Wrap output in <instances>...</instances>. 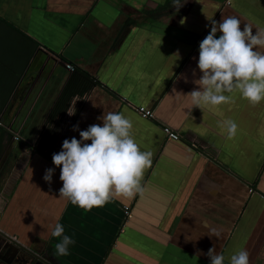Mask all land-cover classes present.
<instances>
[{
  "label": "crops",
  "instance_id": "crops-1",
  "mask_svg": "<svg viewBox=\"0 0 264 264\" xmlns=\"http://www.w3.org/2000/svg\"><path fill=\"white\" fill-rule=\"evenodd\" d=\"M226 1L187 0L177 11L172 0H0V226L54 254L62 224L75 244L59 264H210V248L224 264L240 250L264 264V101L236 92L231 103L189 109L211 20L264 29V0ZM109 112L133 121L152 165L142 194L85 211L60 196L52 156Z\"/></svg>",
  "mask_w": 264,
  "mask_h": 264
},
{
  "label": "clouds",
  "instance_id": "clouds-1",
  "mask_svg": "<svg viewBox=\"0 0 264 264\" xmlns=\"http://www.w3.org/2000/svg\"><path fill=\"white\" fill-rule=\"evenodd\" d=\"M187 0H172V6L179 11ZM236 16L222 18V22L211 20V29L199 43L197 67L202 76L194 83L199 90L191 94L192 107L203 109L205 105L219 106L233 102V93L255 106L264 101V29L256 30ZM221 35L217 38V32ZM195 74V70H193ZM227 93V94H226ZM73 115L74 112H69ZM103 125H89L80 130V139L72 137L62 142V150L52 156L53 164L60 167V196L72 204L91 211L103 207L118 197L133 198L142 194V180L146 169L152 165L151 151H142L132 135L133 121L121 112H109L100 117ZM78 125L73 130H78ZM222 127L227 129V138L233 139L238 132L234 120H226ZM91 141V143H85ZM54 168L45 171L43 179L52 183ZM62 224L56 223L51 235L60 238L55 244L54 256H67L75 240L64 234ZM217 238L221 233L210 229ZM210 264H224L225 256L210 248L206 254ZM229 264H250L249 253L240 250L231 255Z\"/></svg>",
  "mask_w": 264,
  "mask_h": 264
},
{
  "label": "flooded vegetation",
  "instance_id": "flooded-vegetation-1",
  "mask_svg": "<svg viewBox=\"0 0 264 264\" xmlns=\"http://www.w3.org/2000/svg\"><path fill=\"white\" fill-rule=\"evenodd\" d=\"M3 227V226H2ZM0 226V264H59V257L54 256L45 243L30 246L24 240ZM53 264V263H52Z\"/></svg>",
  "mask_w": 264,
  "mask_h": 264
},
{
  "label": "built area",
  "instance_id": "built-area-1",
  "mask_svg": "<svg viewBox=\"0 0 264 264\" xmlns=\"http://www.w3.org/2000/svg\"><path fill=\"white\" fill-rule=\"evenodd\" d=\"M226 2L229 4L231 2V0H227ZM66 67L68 69H70L72 72L76 70V67L73 64H71V63H67ZM136 109L144 117H154V112L151 109H148V108H146L144 106L137 107ZM164 131L167 133L168 138H170V139L178 140L181 137L179 135V133H177L176 131L172 130L168 126L164 127ZM13 138H14V140H22L23 139V137L19 133H14ZM125 213H126V215L130 214V210H129L128 207L125 208Z\"/></svg>",
  "mask_w": 264,
  "mask_h": 264
},
{
  "label": "trees",
  "instance_id": "trees-1",
  "mask_svg": "<svg viewBox=\"0 0 264 264\" xmlns=\"http://www.w3.org/2000/svg\"><path fill=\"white\" fill-rule=\"evenodd\" d=\"M74 72H76V71H74ZM52 138H53V137H52ZM50 140H51V138H50ZM43 141H44V140L42 139V141L40 142L42 145L40 144L41 146L38 147V150H40V151L42 150L41 148L45 146V145H43ZM48 143H49V142H48ZM42 151H43V150H42Z\"/></svg>",
  "mask_w": 264,
  "mask_h": 264
},
{
  "label": "water",
  "instance_id": "water-1",
  "mask_svg": "<svg viewBox=\"0 0 264 264\" xmlns=\"http://www.w3.org/2000/svg\"><path fill=\"white\" fill-rule=\"evenodd\" d=\"M47 260H45V262H46ZM45 264H52V263H45Z\"/></svg>",
  "mask_w": 264,
  "mask_h": 264
}]
</instances>
